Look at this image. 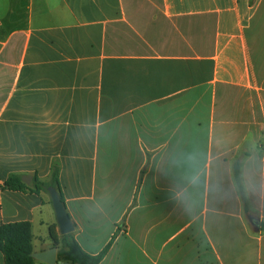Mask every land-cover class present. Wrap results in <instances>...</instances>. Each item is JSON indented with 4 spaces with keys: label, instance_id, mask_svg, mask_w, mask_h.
Masks as SVG:
<instances>
[{
    "label": "crops",
    "instance_id": "1",
    "mask_svg": "<svg viewBox=\"0 0 264 264\" xmlns=\"http://www.w3.org/2000/svg\"><path fill=\"white\" fill-rule=\"evenodd\" d=\"M53 167L99 264H264V0H0V224L34 251Z\"/></svg>",
    "mask_w": 264,
    "mask_h": 264
},
{
    "label": "trees",
    "instance_id": "2",
    "mask_svg": "<svg viewBox=\"0 0 264 264\" xmlns=\"http://www.w3.org/2000/svg\"><path fill=\"white\" fill-rule=\"evenodd\" d=\"M36 192L42 191L48 193L49 186L53 185L60 193L64 201L59 183V168L53 167L52 175L49 181L41 180L37 177L33 181ZM27 187L26 185H24ZM5 187L10 189L23 188L21 176L11 174L5 183ZM50 238L58 249V259L63 264L69 262L72 264H99L104 252L98 255L87 253L76 240L74 233L61 235L56 229V225L49 228ZM0 250L4 254L5 264H36L32 253L33 232L32 224L29 221H16L0 224Z\"/></svg>",
    "mask_w": 264,
    "mask_h": 264
},
{
    "label": "water",
    "instance_id": "3",
    "mask_svg": "<svg viewBox=\"0 0 264 264\" xmlns=\"http://www.w3.org/2000/svg\"><path fill=\"white\" fill-rule=\"evenodd\" d=\"M23 179L27 183H30L31 176H24ZM48 192L56 214L59 234L64 235L72 233L75 230V224L67 211L65 202L61 199L59 191L55 186L51 185L48 188ZM57 252V246H53L46 250L34 251L32 253V256L34 257V259L39 260L41 262H45L47 264H63V262L58 259ZM65 264L70 263L67 262Z\"/></svg>",
    "mask_w": 264,
    "mask_h": 264
}]
</instances>
